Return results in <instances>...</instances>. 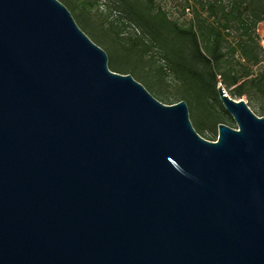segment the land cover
Here are the masks:
<instances>
[{
	"label": "water",
	"instance_id": "obj_1",
	"mask_svg": "<svg viewBox=\"0 0 264 264\" xmlns=\"http://www.w3.org/2000/svg\"><path fill=\"white\" fill-rule=\"evenodd\" d=\"M208 140L59 0H0V264H264V116Z\"/></svg>",
	"mask_w": 264,
	"mask_h": 264
},
{
	"label": "trees",
	"instance_id": "obj_2",
	"mask_svg": "<svg viewBox=\"0 0 264 264\" xmlns=\"http://www.w3.org/2000/svg\"><path fill=\"white\" fill-rule=\"evenodd\" d=\"M112 2V9L118 10L121 18L140 29L143 40L159 45L171 67L189 82L184 91L205 107L214 108L216 103L219 110L232 119L219 100L218 83L238 97L247 92V85L264 92V73L254 75L252 70L261 61L263 53L256 39V25L264 21V0H230L228 3L222 0H183L182 12L187 9L190 13V17L183 21L172 17L156 0ZM74 3L73 10L92 9L88 0H74ZM122 30L112 32L120 37ZM142 44L140 55H145L150 46ZM160 100L171 104L182 98ZM209 114L211 121H206L205 129L212 131L218 117ZM199 119L204 120V117ZM200 122L195 120L197 129H194L202 136L204 128Z\"/></svg>",
	"mask_w": 264,
	"mask_h": 264
},
{
	"label": "rangeland",
	"instance_id": "obj_3",
	"mask_svg": "<svg viewBox=\"0 0 264 264\" xmlns=\"http://www.w3.org/2000/svg\"><path fill=\"white\" fill-rule=\"evenodd\" d=\"M59 1L67 7L83 32L106 52L107 65L111 70L117 71L116 68H118L123 72H117L131 74L158 100L182 98L187 104L189 119L195 129H197L194 125L195 120L201 121L200 126L204 128L202 132L204 138L216 139L218 122L236 127L234 121L223 114L216 103H214V108L208 105L206 108L204 104L199 103L192 95L184 91L189 82L171 67L168 57L157 43L143 40L140 29L135 24L121 18L122 15L118 10L112 9V0H88L92 4L90 11L73 10L71 6L75 4L74 0ZM222 1L228 3L230 0ZM156 2L179 21L190 17L187 9L182 12L183 0H156ZM119 28L123 29V32L120 37H117L112 30ZM256 34L263 53H261V61L252 67L254 75L264 73V21L257 23ZM141 42L150 46L145 55H140V48L143 45ZM223 87L230 97L235 100L243 99L256 115L264 116V92L247 85V92L238 97L233 95L229 88L224 85ZM160 101L163 102V100ZM209 102L212 101L209 100ZM209 112L218 117L212 131L205 129L206 123L211 121ZM199 117H204V120H200Z\"/></svg>",
	"mask_w": 264,
	"mask_h": 264
}]
</instances>
